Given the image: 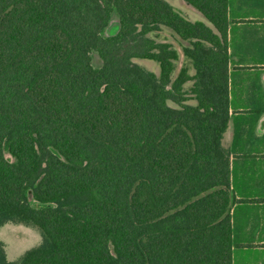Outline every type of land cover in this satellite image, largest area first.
<instances>
[{
    "label": "trees",
    "instance_id": "trees-1",
    "mask_svg": "<svg viewBox=\"0 0 264 264\" xmlns=\"http://www.w3.org/2000/svg\"><path fill=\"white\" fill-rule=\"evenodd\" d=\"M183 1L211 26L165 0H0V226L42 237L0 264H231L226 0ZM162 26L194 68L170 87Z\"/></svg>",
    "mask_w": 264,
    "mask_h": 264
},
{
    "label": "crops",
    "instance_id": "crops-1",
    "mask_svg": "<svg viewBox=\"0 0 264 264\" xmlns=\"http://www.w3.org/2000/svg\"><path fill=\"white\" fill-rule=\"evenodd\" d=\"M226 21L231 264H264V0H226Z\"/></svg>",
    "mask_w": 264,
    "mask_h": 264
},
{
    "label": "rangeland",
    "instance_id": "rangeland-1",
    "mask_svg": "<svg viewBox=\"0 0 264 264\" xmlns=\"http://www.w3.org/2000/svg\"><path fill=\"white\" fill-rule=\"evenodd\" d=\"M165 1L171 5L174 11L179 13L185 19L191 22L202 21L209 25V23L199 13L185 8L182 0ZM117 23V15L114 13L107 27L103 30L102 35H110L117 26ZM148 36L156 42H166L171 44V46L175 48L178 53V58L173 61V68L170 74V83L168 87L171 86V83L175 80L182 68L186 69L188 75H193L194 68L191 61L182 53V46L188 45V42L178 39L171 29L164 26L160 27L159 30L148 33ZM90 57L91 63L94 67L101 65V60L96 52H91ZM132 61L142 68L153 72L156 76L159 75V65L157 62L142 58H133ZM192 84V80H188L183 84V90H185L187 96L191 95L190 88ZM187 102L194 103L193 100H188ZM169 105L174 106L172 102H169ZM4 154L7 159L13 160L7 152ZM41 239L42 237L40 231L30 224L7 222L0 226V241L3 244L6 260L11 262L18 260L27 249L40 244Z\"/></svg>",
    "mask_w": 264,
    "mask_h": 264
}]
</instances>
